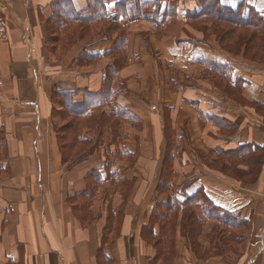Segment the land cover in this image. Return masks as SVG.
Segmentation results:
<instances>
[{
    "label": "crops",
    "instance_id": "0c3cea01",
    "mask_svg": "<svg viewBox=\"0 0 264 264\" xmlns=\"http://www.w3.org/2000/svg\"><path fill=\"white\" fill-rule=\"evenodd\" d=\"M51 1L0 2V143L7 152V169L0 170V264H220V257L194 259L178 234L170 258L163 262L157 244L143 237L149 190L144 185L153 183L155 190L168 136L177 149L185 140L205 153L250 147L263 154L260 163L255 162L256 173L244 165L240 169L247 172L244 180L235 181L207 169L193 185L218 209L244 217L264 212V64L246 58L242 50L233 55L218 47L210 23L205 29L194 27L191 23L200 19L189 16L200 10L199 0H106L101 17L89 23L90 45H86L91 54L102 57L75 69L72 61L85 45L73 44L61 59L50 63V75L42 83L35 53L45 44L37 36V45L33 42L30 25L41 27L38 15H48ZM216 1L242 11L243 17L249 10L264 13V0ZM88 5L86 0H71L73 11L82 16H90ZM119 38L124 41L120 51L124 64L112 82L109 104L99 109L106 114L96 138L101 143L93 141V132L88 131L82 136L88 145L80 156L63 161L59 142H50L43 155L40 86L99 92ZM21 68L34 92L30 140L34 178L30 171L23 172L24 157H18L25 145L15 125L14 87ZM137 85L144 87L140 96L129 92ZM226 86L229 90H224ZM115 108L141 120L135 136L126 128L134 122L113 115ZM120 128L126 138L116 144L108 141ZM98 150L123 151L128 156L113 159L99 156ZM105 164L113 166L110 172L120 164L122 177L132 183L116 233L113 209L108 211L93 199L84 209L93 215L89 221L73 206L72 197L84 191L85 177L93 169L102 172ZM245 180L252 184L245 185ZM259 230L260 239L246 264H255L264 249V221Z\"/></svg>",
    "mask_w": 264,
    "mask_h": 264
},
{
    "label": "rangeland",
    "instance_id": "374dc122",
    "mask_svg": "<svg viewBox=\"0 0 264 264\" xmlns=\"http://www.w3.org/2000/svg\"><path fill=\"white\" fill-rule=\"evenodd\" d=\"M52 1L48 6V15L46 17L42 14L38 15V23L42 24L41 27L37 23L30 25L33 42L37 45L35 38L37 36V40L43 38L45 44L43 51L37 49L35 53L36 62L42 74V83L50 75V69L48 68L50 67V63L61 59L63 54L73 44L85 45L82 52L77 54L72 61L71 66L75 67V69H78L80 65L86 66L90 61H96L102 57L99 54H91L87 49V46L90 45L91 37L89 23L87 22L89 16H79L78 20L73 21L69 17L56 15L55 12L53 13L51 7ZM199 4H207V1L199 0ZM206 8L208 9L209 6ZM90 9L91 7L87 9L88 13ZM238 12L242 13L239 10ZM75 13L78 12L75 11ZM208 20L200 19V21L191 24L196 28L205 29L207 28L206 23H210V29L218 47L233 55H237L242 50L246 58L255 59L257 62L264 64V13L249 10L247 12V24L241 21L237 24V26L240 24L243 26L240 30L237 27H231L234 21L227 25L223 24V22H218L216 19L214 21ZM118 40L121 41L120 44L124 43L122 38ZM109 55L111 57L109 65L124 64L123 56H121L119 50L114 51V53L111 52ZM115 56L116 58H114ZM19 73L18 86L14 87L18 111L17 115H15L17 121L14 120L16 127L18 126V129H20V141L25 142V145L22 147L25 149H19L18 157H24L23 172L30 171L29 173L34 178V163L30 151V140L33 131L31 109L34 92L30 86L28 74L22 68ZM111 85L110 91L112 90ZM143 88L137 85L131 87L132 90L129 89V92H132L134 95L140 93L138 94L140 96L143 93ZM221 88H224V86H221ZM39 89L40 94H43L44 101L42 127L45 134L41 141L43 144V155L47 154L50 142L58 143V137H60L61 133L65 136L73 137V134L77 132L82 137L88 131H92L93 141L101 143V139L96 140L97 136H100V129L92 125L91 122L88 125H84L83 121L76 120L75 118H73L74 122L73 120H69L65 116L66 110H64L65 105L70 108V104H81L84 102L86 109H91V111L100 115L99 109L104 108L105 104L101 103L104 105L100 106L96 99L91 98V95L98 92L91 93L87 90L63 92L57 87L46 89L45 84L41 85ZM226 89H228L227 86L224 90ZM124 92H128V90L126 91L125 89ZM112 95V93L111 95L109 94L110 97ZM109 102L106 104H109ZM113 111L111 113H114ZM133 117L136 118L135 116ZM136 119V121H133L134 124L131 127H128V125L126 127L131 135H134L136 133L135 130L139 129L141 125V120ZM113 123H115V127L117 128L119 121L115 120ZM69 124L71 125V129L67 131L63 127ZM115 130L113 138H111L112 136L110 137V134L108 135L110 137L108 141L113 140L116 144L117 141L121 142L119 140L121 137L126 138L127 133L125 134L121 128L119 129V134ZM184 137L185 135H183ZM83 138L87 139L86 137ZM182 141L183 143H180L178 145L179 149H177L174 143L171 142L170 137H167L166 148L161 159V175L155 190L153 183L148 182L144 185L145 190L149 189L147 196L150 197H147V224L144 226L143 237L157 244V255L163 259L164 263L170 258L174 239L178 234L182 239V247L199 262L211 257H220V264H246V257L252 253L251 248L253 249L260 239L259 227L261 228V224L264 221V212L251 213L244 217L239 213L217 210L207 201L202 190L193 185V180L209 169L230 176L235 181H242L247 172L241 171V167L247 165L256 173L258 167L255 165V162L259 164L263 154L259 150H253L250 147L226 151L215 149L209 153H205L201 149L194 150L193 144H190V146L189 141ZM81 147L80 152L85 153V145ZM6 153L5 144L0 143L1 172H5L7 169ZM98 155L108 158L111 156L113 159H121L128 156L125 152L117 150L112 152L98 150ZM83 156L86 157L85 154ZM105 163L107 162L105 161ZM110 165L113 164L110 162ZM110 165L105 164L102 172H99L98 169H93L89 172L88 179L87 176L85 177L84 189L92 194L91 200H86L87 197L85 196H78L74 200L78 204L89 206L93 204L94 199L97 205L101 207L107 206L109 208L108 211H112L113 209V226L114 233H116L132 183L122 177L123 168L120 164L115 166L112 172H110V169L113 166ZM248 172L250 173L251 171L248 170ZM107 181L109 183L105 188L104 184ZM243 183L245 185L252 184L250 180H245ZM81 213L89 221L92 220L93 215L91 213L84 212L83 210ZM100 213L101 210H99L98 214ZM263 261L264 253L256 264H264Z\"/></svg>",
    "mask_w": 264,
    "mask_h": 264
},
{
    "label": "trees",
    "instance_id": "16d2710c",
    "mask_svg": "<svg viewBox=\"0 0 264 264\" xmlns=\"http://www.w3.org/2000/svg\"><path fill=\"white\" fill-rule=\"evenodd\" d=\"M88 5V8L91 7L89 11V19H88V23H90L91 21H95L96 19H99L102 15L101 10H104V6L106 3V0H86ZM207 4L208 3H212V4H204L201 5L200 10L195 13V14H191L189 16V18L192 19H209L214 21V19L218 20V22L220 21V23L223 22V24H231L233 21V25L231 24V27L235 28L237 27L238 30L241 29V27H243L241 24L239 26H237V24L241 21L244 24H247V17H243L241 13L237 11H232L228 8L222 7L218 4V2L216 0H206ZM212 5V6H211ZM209 8L207 9L206 7ZM211 6V7H210ZM51 7L53 9V13L55 12L56 15L58 14L59 16L62 17H69L70 20H78L77 18L79 16H82V14L78 15L79 13H75V11H73V8L71 6V0H53L51 3ZM88 13V12H87ZM249 19V18H248ZM247 21V22H246ZM226 33H228L226 31ZM117 40V43L115 44V46H113L112 49V53H114V51H121L124 48V43L120 44L121 41ZM123 42V41H122ZM120 44V46H119ZM119 47V48H118ZM122 65H116V64H111L109 66H107V68L104 71V78H103V84L101 86V89L99 90V92L97 94L91 95L92 99H96L97 102H99V105H107L106 103L109 102L111 100V97L109 96V94L111 95V91H110V85L112 84V82L115 80L117 73L119 71V69L121 68ZM113 93V92H112ZM66 96H69L68 94H65ZM66 96H64V98H66ZM72 96V95H70ZM104 103V104H101ZM73 106V107H71ZM71 108V109H70ZM70 108L65 105L64 106V110H66L65 112V116H67V118L69 120H73L75 118L76 120L79 121H83L84 125H88L90 122L92 125H95L96 128L101 129L102 127H104L105 123H106V114L105 113H100V115H98L97 113H94L93 111H91V109H86V106L84 105V102H82L81 104H70ZM114 115L118 116L119 118H127V119H132V121H136L137 119L134 118L133 116L129 115V113H127L126 111H124L121 108H115V110L113 111ZM71 123V122H70ZM65 130L70 131L71 129V125H65L63 127ZM87 139L82 138L77 132H75L73 134V137H69L68 135H63V133H61L60 137H58V142L59 144H61L60 146V152H61V156L63 161H65V157L67 158H73L77 155H79L81 152L80 149H82V147L80 148V146L84 145ZM79 148V149H77ZM91 151H89L88 153H90ZM86 153L85 155L87 156ZM84 157V156H83ZM91 174H93V172H91ZM90 175V174H89ZM89 175H87V179L89 177ZM78 196H85L87 197L86 200H91L92 198V194L88 193L87 190L84 189V191L79 194ZM78 196H74L72 197V199H75ZM208 201V200H207ZM209 202V201H208ZM210 203V202H209ZM211 204V203H210ZM78 205V206H77ZM74 208H77L80 212L84 209L85 207H87L85 204H78L75 203ZM215 209L218 210V208L215 207ZM221 210V209H220ZM224 211V210H222ZM86 212V211H84ZM83 214H82V218H83ZM149 231V230H148Z\"/></svg>",
    "mask_w": 264,
    "mask_h": 264
},
{
    "label": "bare ground",
    "instance_id": "6f19581e",
    "mask_svg": "<svg viewBox=\"0 0 264 264\" xmlns=\"http://www.w3.org/2000/svg\"><path fill=\"white\" fill-rule=\"evenodd\" d=\"M263 252H264V249H263V251L260 253V255H259V257H258V260L260 259V257H261V255H262ZM258 260L255 262V264L258 262Z\"/></svg>",
    "mask_w": 264,
    "mask_h": 264
},
{
    "label": "built area",
    "instance_id": "2783aa9c",
    "mask_svg": "<svg viewBox=\"0 0 264 264\" xmlns=\"http://www.w3.org/2000/svg\"><path fill=\"white\" fill-rule=\"evenodd\" d=\"M2 1H4V0H0V2H2ZM27 1H29V0H27Z\"/></svg>",
    "mask_w": 264,
    "mask_h": 264
}]
</instances>
